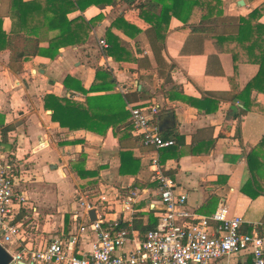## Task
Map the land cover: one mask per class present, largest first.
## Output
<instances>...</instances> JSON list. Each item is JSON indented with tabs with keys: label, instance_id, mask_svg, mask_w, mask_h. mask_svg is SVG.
Instances as JSON below:
<instances>
[{
	"label": "crops",
	"instance_id": "0c3cea01",
	"mask_svg": "<svg viewBox=\"0 0 264 264\" xmlns=\"http://www.w3.org/2000/svg\"><path fill=\"white\" fill-rule=\"evenodd\" d=\"M11 1L0 0L1 29L8 36L22 25ZM141 1L69 12L68 19H99L84 42L61 46L52 56L10 60L12 49H0V146L18 162L15 191L23 197L13 205L12 222L21 232L4 247L10 255L72 233L78 237L76 252L87 253L94 234L78 228L97 215L106 226L130 229L126 250L155 226L157 208L151 200L157 198V184L148 167L153 148L132 129L124 130L127 103H154L159 113L173 112V126L159 132L173 137L174 144L158 154L175 191L186 193L187 208L208 215L223 202L228 215L242 218L240 231L255 230L264 242V92L259 86L247 89L259 64L235 59L214 35L182 29L175 17L159 55L154 53L147 24L138 17ZM256 9H261L258 21L264 24V0H221L223 16H245ZM120 17L140 32L127 36L114 25ZM67 29L36 27V46L47 49L49 40ZM108 30L128 43L132 62L106 54ZM48 94L88 101L92 114L100 113L108 123L61 125L45 105ZM120 119L115 129L113 121ZM76 166L92 174L79 176ZM129 189L138 194L132 210L125 211L118 196ZM103 191L109 193L108 202L90 209L80 204L79 193L92 201ZM217 264H251V255L242 251Z\"/></svg>",
	"mask_w": 264,
	"mask_h": 264
},
{
	"label": "built area",
	"instance_id": "2783aa9c",
	"mask_svg": "<svg viewBox=\"0 0 264 264\" xmlns=\"http://www.w3.org/2000/svg\"><path fill=\"white\" fill-rule=\"evenodd\" d=\"M101 45L106 46L103 40ZM127 109L132 133L140 136L144 145L153 148L148 167L150 179L157 184V198L151 200L157 208L155 226L126 250L130 229L106 226L97 215L78 228L79 232L90 229L94 234L87 253L76 252L78 237L72 233L65 238H55L40 248L15 253L9 264H16L18 260L28 264H217L242 251L251 255V264H264L263 237L255 230L240 231L242 218L228 215L223 202L212 213L200 214L187 208L186 193L175 191L174 179L164 170L158 154L159 149L174 144L173 137H164L158 130L156 116L160 106L127 103ZM17 173V160L0 146V244L3 247L4 243L17 239L21 232L20 226L12 222L14 202L23 199L15 191ZM108 194L107 191L97 193L94 201L85 200L81 193L78 198L82 206L90 209L96 202H108ZM137 194V190L129 189L118 196L123 210H132Z\"/></svg>",
	"mask_w": 264,
	"mask_h": 264
},
{
	"label": "trees",
	"instance_id": "16d2710c",
	"mask_svg": "<svg viewBox=\"0 0 264 264\" xmlns=\"http://www.w3.org/2000/svg\"><path fill=\"white\" fill-rule=\"evenodd\" d=\"M119 1L133 2V0H12L11 9L19 16L22 25L20 29L8 36L1 29L0 19V49L6 46L12 49L10 60L35 54L52 56L61 46L84 42L90 27L99 19L95 17L87 20L82 15L68 19L69 12L83 11L90 5L104 7ZM137 8L138 17L147 24L146 36L154 53L159 55L163 48L169 20L175 17L181 21L182 29L214 35L222 48L230 51L235 59L252 60L258 63L259 72L248 83L247 89L259 86L264 92V24L258 21L261 9L240 17L223 16L221 0H143L137 4ZM115 23L114 25L119 26L129 37L140 32L135 24L126 21L123 17ZM42 24H47L53 29L68 26V29L67 32H60L51 38L48 48L42 49L36 46L34 35V29ZM106 42V54L113 60L126 62L134 60L133 51L128 43L109 30L106 31ZM88 103V101L79 103L52 94L45 96V105L52 109V119L61 125L77 128L108 123L100 113L92 114V107ZM125 114L122 122L128 116V113ZM117 122L113 121L115 129L119 128L121 119ZM131 129L132 125L128 119L124 130ZM140 140L142 142L141 138ZM74 169L79 176L92 174L91 171L85 172L78 166Z\"/></svg>",
	"mask_w": 264,
	"mask_h": 264
},
{
	"label": "water",
	"instance_id": "95a60500",
	"mask_svg": "<svg viewBox=\"0 0 264 264\" xmlns=\"http://www.w3.org/2000/svg\"><path fill=\"white\" fill-rule=\"evenodd\" d=\"M174 114L171 111L159 113L157 115V126L158 130H165L173 126ZM90 219L94 218V210L89 211ZM11 255L9 252L0 244V264H9L11 262ZM16 264H28L23 260H18Z\"/></svg>",
	"mask_w": 264,
	"mask_h": 264
},
{
	"label": "rangeland",
	"instance_id": "374dc122",
	"mask_svg": "<svg viewBox=\"0 0 264 264\" xmlns=\"http://www.w3.org/2000/svg\"><path fill=\"white\" fill-rule=\"evenodd\" d=\"M3 147L5 148V150H8V146L7 145H3ZM5 244V246H9V244L8 243H4Z\"/></svg>",
	"mask_w": 264,
	"mask_h": 264
}]
</instances>
